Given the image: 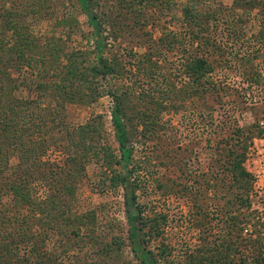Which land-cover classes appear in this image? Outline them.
I'll use <instances>...</instances> for the list:
<instances>
[{"label": "trees", "instance_id": "obj_1", "mask_svg": "<svg viewBox=\"0 0 264 264\" xmlns=\"http://www.w3.org/2000/svg\"><path fill=\"white\" fill-rule=\"evenodd\" d=\"M105 1L108 0H75L76 10L86 17L87 25L92 30L94 49L91 53L69 50L62 38L48 36L44 51L48 52L52 61H45L40 56L33 59L30 54L34 52L36 44L23 38V48L26 47L29 55L25 57L24 52L18 54L23 60L20 65L38 69L39 80L33 83V88L39 97H44L49 92L51 101L55 102L49 111L42 110L39 114L36 112L34 119H23L21 107L27 110L36 102L28 98L13 99V102L8 99V92L14 84H10L13 82L6 75L10 67H15L16 61L9 58L7 61H0L4 68L3 76L0 74V160L4 158L5 161L4 164L0 163V192L5 190L13 203L0 209V235L9 237L11 234L14 236L12 240H32L37 243L41 235L36 232L39 227L46 232L57 231L77 238L86 227L85 223L91 224L94 219L92 214L89 220L86 213L79 214L70 207L69 198L74 193L67 181L61 178L64 173L63 165L52 164L45 159L49 149L58 147L56 140H60L67 143L63 145L65 152L69 153L68 149L71 148L80 151L75 155L68 154L67 161L76 162L74 160L77 157L78 162L75 164L84 166L92 159L99 160L110 171L111 187L122 188L128 223L127 240L135 264H167V246L163 245L157 252L150 248L152 240L163 236L166 216L145 215L136 201L139 185L132 178L138 167H129L134 156L133 140L138 134H154L159 126L158 111L146 106L136 109L131 103V93L127 88L107 90L106 94L113 101L109 116L114 131L115 150L94 121L70 130L63 119H59L64 104L94 103L104 94L101 81L123 76L126 70L124 63L119 62L120 59L105 54L109 37H105L104 33L111 34V31L108 33L106 30V25L112 28L116 24L101 9ZM118 4L115 5V10L124 8V18L129 14L137 15L139 18H135V21L140 26L147 27L148 17L142 12L146 10L145 7H151L161 17H165L168 12L173 13L177 1L118 0ZM178 11L188 33L187 40H182L173 31L165 33L163 30L157 38L147 42L146 53L142 55L144 58L139 59L141 69L136 67L146 89L137 93V99H142L146 105L148 101L162 106L168 100L169 96L165 94L169 92L183 93L190 99L208 95L216 96V99L224 97L228 88L210 77L222 61L233 62L242 82L247 83L249 88L260 84L259 63H264V0H232L230 6H224L217 0H186ZM59 22L69 32L76 30L73 16L62 17ZM249 23L257 27V32L248 36ZM227 46L230 47V52L226 51ZM178 52L183 60L181 69H178L182 70L180 75L184 80L180 87L159 71L162 63L167 61L166 56H174ZM99 118L101 117L96 119ZM257 122L248 131L234 125L231 135L233 142L225 149L224 154L227 165L221 173L211 177L215 182L209 183L225 187L226 190L236 186L237 192L231 199L226 196L225 207L220 211L226 233L224 237L216 239L217 243L212 242V247L203 244L201 252L199 249L190 254L186 264H264V211L253 206V178L245 167L246 142L250 144L253 138L264 139V127ZM55 127L63 135L49 139L48 134ZM239 149L240 152H237ZM8 152L17 160L16 165L11 167L7 164ZM113 166H120L123 172L116 171ZM67 172L65 175L71 184L76 182L81 173L76 167ZM39 190L45 191L44 198L37 195ZM193 201L196 202V196ZM19 208H27L28 216L20 215ZM32 223L38 226L33 232L29 225ZM43 235L45 239L46 234ZM123 243L117 238L111 244L114 247L105 244L98 251L107 256L113 250L119 251ZM33 245L29 253L34 257L33 264H54L50 257L45 258L37 251L34 243ZM6 253L2 252L0 255Z\"/></svg>", "mask_w": 264, "mask_h": 264}, {"label": "rangeland", "instance_id": "obj_2", "mask_svg": "<svg viewBox=\"0 0 264 264\" xmlns=\"http://www.w3.org/2000/svg\"><path fill=\"white\" fill-rule=\"evenodd\" d=\"M176 1L173 13L168 12L165 17H161L159 12L151 7H145L146 10L142 12L148 17L147 27L140 26V23L135 21V18H139L137 15L129 14L124 18V8L119 9L118 14V8L115 10L118 0L103 2V13L111 17L110 21L113 19L116 22L112 28L106 25V30L108 33L111 31V34L104 33L105 37H109L105 54L120 59L119 62L124 63L126 70L123 76L101 81L104 94L94 103L64 104L59 119L62 118L70 130L94 121L115 150L114 131L109 116L113 101L106 94L107 90L127 88L131 93V103L136 109L146 106L158 111L159 126L154 134H138L133 140L134 156L129 167H138L132 178L139 185L136 201L145 215L166 216L163 236L152 240L150 248L157 252L158 248L167 246V264H186L190 254L198 252L199 249L201 252L203 244L212 247V242L217 243L226 233L220 211L225 207L226 198H233V194L237 192L236 186L226 190L225 187L209 183L215 182L211 177L221 173L227 165L224 154L225 149L227 150L233 142L231 135L234 125L248 131L252 130L250 127L258 121L257 123L264 127V63H259L261 78L258 86L249 88L247 83L242 82L235 64L222 61L210 77L228 88L224 97L216 99V96L208 95L190 99L183 93L169 92L165 94L169 98L162 106L148 101L147 105L144 104L145 101L136 98L141 89H146L136 67L141 69L139 59L144 58L142 55L146 53L147 42L157 38L163 30L165 33L173 31L184 41L188 37L178 11L186 0ZM217 1L224 6H230L232 3V0ZM69 16H73L76 21L74 32H69L68 28L59 22L62 17ZM248 26V36L257 32L255 25L249 23ZM91 31L86 17L76 10L75 0H0V61H7L8 58L16 61L15 67H10L6 75L13 82L10 84H14L8 92V99L13 102V99L28 98L36 102L27 110L21 107L24 120L34 119L36 112L39 114L42 110L49 111L55 102L51 101L49 92H46L44 97H39L33 88V83L39 80L38 69L20 65L23 60L18 54L24 52L25 57L29 55L26 47L23 48V38H28L36 44L34 52L30 54L33 59L40 56L45 61H52L48 52L44 51L48 36L62 38L69 50L91 53L94 49ZM226 49L230 52L229 46ZM180 54H168L167 61L160 66L162 69L159 68V71L178 87L183 85L184 81L180 75L182 70H178L181 69L183 61ZM2 65L0 62V74L3 76ZM98 116L101 118L97 120ZM140 129L141 127L138 131ZM58 130L56 127L50 130L48 138L62 136L63 132ZM246 135L247 132L244 136ZM56 142L58 147L49 149L45 159L52 164L63 165L64 173L61 178L67 181L74 193L71 199L69 198L70 207L76 209L79 214L86 213L89 220L92 214L94 219L91 224L85 223L86 229L84 228L77 238L57 231L46 232L41 227L37 228L35 223L29 225L32 226V232L37 228L36 232L41 234L37 243L32 240H12L14 236L11 234L9 237L0 235L1 251L6 253L9 250L0 255V264H33L34 257L29 255L33 243L37 251L45 258L50 257L54 264H135L127 240L128 223L122 188L111 187L110 171L101 161L92 159L82 166L75 164L78 162L76 157V162H69L67 155H75L80 151L71 148L67 153L63 147L67 143L60 140ZM246 146V153L253 155L246 167L254 171L259 168V164H264V141L253 138L250 144L246 142ZM237 152H240V149ZM7 159L10 167L16 165L17 160L10 152L7 153ZM4 162V158L0 160V163ZM75 167L81 173L76 182L71 184L65 173ZM113 168L123 172L120 166ZM6 193L5 190L0 192V209L13 204L11 197ZM45 194L43 190L37 191L39 197L44 198ZM195 196L196 204L193 201ZM252 198L254 208L262 207L263 199L259 195ZM18 212L24 216L29 214L27 208H19ZM43 234H46L45 239ZM117 238L124 242L119 251L113 250L107 256L98 251L105 244L114 247L111 244Z\"/></svg>", "mask_w": 264, "mask_h": 264}, {"label": "built area", "instance_id": "obj_3", "mask_svg": "<svg viewBox=\"0 0 264 264\" xmlns=\"http://www.w3.org/2000/svg\"><path fill=\"white\" fill-rule=\"evenodd\" d=\"M262 141H264V139H260ZM252 153H248L246 155V160H245V167H246V163L249 162V159H252ZM254 164L256 163L253 162ZM260 166H258L259 168L255 169L254 171L253 170H249V168L246 167V170L252 175V178H253V189H254V192L253 194L258 197V195L263 199L264 201V164L263 166H261V164H259ZM262 201V207H255L256 209H258L259 211L263 212L264 211V203ZM261 210H260V209ZM262 214V213H261Z\"/></svg>", "mask_w": 264, "mask_h": 264}]
</instances>
